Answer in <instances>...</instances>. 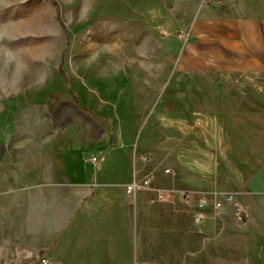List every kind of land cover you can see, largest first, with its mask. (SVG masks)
I'll use <instances>...</instances> for the list:
<instances>
[{
	"label": "rangeland",
	"instance_id": "374dc122",
	"mask_svg": "<svg viewBox=\"0 0 264 264\" xmlns=\"http://www.w3.org/2000/svg\"><path fill=\"white\" fill-rule=\"evenodd\" d=\"M204 1L216 0H200L197 8ZM183 31L173 30L172 0H0L2 166L56 161L67 167L53 177L60 181L100 169L130 171L133 183L143 171L153 176L151 186L175 174L182 188L187 172L235 173L242 165L229 161L233 146L220 158L216 123L203 126L221 85L234 91L233 77L174 73ZM191 91L206 98L189 99ZM100 158L98 168L85 163ZM69 170L81 179L68 178ZM25 181L4 182L9 190L0 196H13ZM218 214L229 225L225 261L241 256L250 264L257 253L264 264V202Z\"/></svg>",
	"mask_w": 264,
	"mask_h": 264
},
{
	"label": "crops",
	"instance_id": "0c3cea01",
	"mask_svg": "<svg viewBox=\"0 0 264 264\" xmlns=\"http://www.w3.org/2000/svg\"><path fill=\"white\" fill-rule=\"evenodd\" d=\"M172 2L173 30L186 34L174 73L233 77L234 91L221 85L212 98L218 107L209 108L203 126L216 123L219 157L233 146L229 161L242 166L232 175L187 172L182 188L175 174L151 186L144 180L153 171L147 177L142 168L133 183L130 171L101 173L97 166L105 158L85 162L99 172L81 181L55 180L67 172L56 161L32 158L25 167L0 162V195L9 190L4 182L26 180L13 196H0V264H43L41 257L47 264H242L241 256L225 261L221 245L229 225L216 217L229 206L264 202V106L255 102L264 100V4L216 0L197 8L200 0ZM200 94L191 91L188 98H206ZM72 171L68 178L81 179ZM198 212L204 214L200 224ZM255 255L250 264H263Z\"/></svg>",
	"mask_w": 264,
	"mask_h": 264
},
{
	"label": "built area",
	"instance_id": "2783aa9c",
	"mask_svg": "<svg viewBox=\"0 0 264 264\" xmlns=\"http://www.w3.org/2000/svg\"><path fill=\"white\" fill-rule=\"evenodd\" d=\"M149 182H150V179H149V178L145 179V180H144V185H148ZM134 188H135V185H134V184L128 185V186H127V191H128V192H132V190H133ZM183 195H186V193L183 192ZM202 204H203V199H200V201H199V205L201 206ZM216 206H219V203H216ZM194 220H195V222H196L197 224H200V223L204 220V214H203L202 212H198V213H196L195 216H194ZM39 255H40V254H39ZM40 261H41V263H43V264H47V263H48L47 259H45L44 257H41V258H40Z\"/></svg>",
	"mask_w": 264,
	"mask_h": 264
}]
</instances>
